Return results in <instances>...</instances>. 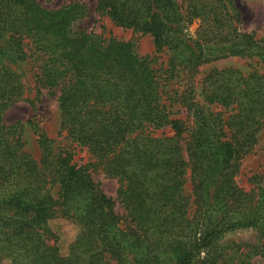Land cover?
Here are the masks:
<instances>
[{
    "label": "trees",
    "instance_id": "trees-1",
    "mask_svg": "<svg viewBox=\"0 0 264 264\" xmlns=\"http://www.w3.org/2000/svg\"><path fill=\"white\" fill-rule=\"evenodd\" d=\"M118 26L149 34L157 51H172L170 72L194 76L204 63L256 56L264 39L239 29L232 0H96ZM232 6V7H231ZM86 9H48L38 0H0V264H244L249 252L221 243L228 232L255 228L264 237V191L237 183L239 159L264 125V70H211L202 95L226 112L207 113L194 85L177 101L193 120L174 118L148 56L133 42L104 38L80 25ZM201 22L198 36L188 27ZM35 68L38 91L56 95L67 136L87 147L118 179L106 195L68 146L38 136L41 158L26 149L19 122L5 113L25 97L21 65ZM170 128L171 135L159 130ZM189 175L192 190L187 191ZM57 186L58 191L51 193ZM79 226L63 251L50 221ZM248 264V262H247Z\"/></svg>",
    "mask_w": 264,
    "mask_h": 264
},
{
    "label": "rangeland",
    "instance_id": "rangeland-1",
    "mask_svg": "<svg viewBox=\"0 0 264 264\" xmlns=\"http://www.w3.org/2000/svg\"><path fill=\"white\" fill-rule=\"evenodd\" d=\"M41 5L48 9H59L72 4H80L86 9V15L81 19L80 25L88 32H92L104 38H116L122 41L133 42L137 53L140 56L150 57L152 67L160 75L161 86L164 87V103L167 110L174 118H182L188 121V134L192 131L193 120L187 114L183 106L177 101L178 94L184 92L189 86L194 85L196 97L204 110L209 113L222 111L227 118L229 111L216 104H209L202 95V82L204 77L214 69L235 68L244 75H248L254 70L263 71L264 63L256 56H231L224 59L204 63L198 67L194 76L188 68L183 65H175V70L170 72V60L172 51L164 48L157 51L153 43V38L149 34L135 32L129 28L116 25L109 16L102 14L97 9L96 0H38ZM185 9L188 0H176ZM234 14L238 18L239 29L242 32L253 33L257 39H264V0H232ZM232 7V6H231ZM201 22L195 19L188 27L191 36L197 37ZM20 70L24 75L26 92L23 100L14 104L5 113V122L14 124L19 122L21 133L25 142V149L37 160L41 158V149L38 142L40 133L45 132L53 138L56 146H68L73 153V160L78 166L87 167L94 181L103 192L116 199L115 212L120 218L121 226L124 228L128 222L125 208L117 199L120 183L118 179L110 177L104 170L103 164L99 163L91 151L75 141H72L62 129L61 109L56 95L50 94L47 90L38 91L36 86L35 68L30 62L21 65ZM171 135L170 128H165L156 132ZM256 145L247 153L241 155L239 159L240 168L236 176L238 185L245 192L261 194L264 191V125L258 133ZM187 191L192 190V183L189 175L186 183ZM58 187L51 188V193L55 194ZM51 227L60 238L63 251L76 238L79 226L71 220L58 216L50 221ZM221 243L231 248L240 246L237 257L241 252L248 251V258H244V264H264V237L255 228L237 229L224 235ZM236 250V248H234ZM237 261V260H236ZM235 261V264H236Z\"/></svg>",
    "mask_w": 264,
    "mask_h": 264
}]
</instances>
